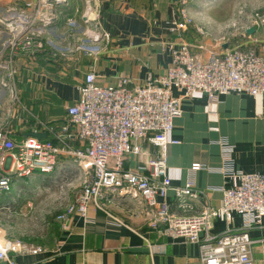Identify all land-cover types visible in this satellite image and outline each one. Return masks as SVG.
I'll return each mask as SVG.
<instances>
[{"label":"built area","instance_id":"obj_1","mask_svg":"<svg viewBox=\"0 0 264 264\" xmlns=\"http://www.w3.org/2000/svg\"><path fill=\"white\" fill-rule=\"evenodd\" d=\"M190 1L172 0L177 18L170 23V31L179 38L194 24L187 9ZM101 2L83 0L82 10L75 11L78 18L66 20L59 33L53 27L59 19L58 8L67 0H32L0 11V33L6 37L0 41V91L11 116L8 119L4 113V122L11 125L24 110L17 86L19 61L32 65L43 54L57 61L76 54L91 58L109 43L111 36L101 25ZM249 28L254 29L251 35L246 33ZM257 29H264L263 12L253 10L236 17L213 40L206 60L192 52V48L205 50L203 45L180 41L169 51L171 63L166 72L157 78L147 76L141 85L124 76L115 84L99 85L92 71L86 73L77 88V100L66 109L65 123L58 129L37 123L50 139L37 138L34 130L31 136L15 141L10 130L0 129V196L17 180L51 174L59 161L69 159L79 168L82 183L64 213L55 217L62 229H67L69 216L86 217L90 205L109 215L104 203L118 195L133 201L136 216L147 219L153 229L163 226L164 235L198 244L201 264H253L250 231L264 226V173L227 168L229 150L223 146L227 156L224 182L218 188L221 206H208L194 214L190 202L197 199V191L191 183L172 185L166 158L168 148L178 144L170 134L174 119L182 115V99L196 93L208 98L228 94L264 98V40L256 36ZM196 32L207 36L200 27ZM235 38H248V45H234ZM223 45L228 47L223 49ZM174 91L180 95L175 97ZM144 143L153 147V159L140 170L125 168L126 157L141 154ZM201 169L198 163L190 167L191 171ZM170 193L179 213L172 211ZM236 215L242 219L241 226L210 234L213 220L230 225ZM44 251L40 245L9 239L0 229V264H15L13 256Z\"/></svg>","mask_w":264,"mask_h":264},{"label":"crops","instance_id":"obj_2","mask_svg":"<svg viewBox=\"0 0 264 264\" xmlns=\"http://www.w3.org/2000/svg\"><path fill=\"white\" fill-rule=\"evenodd\" d=\"M26 1L32 0H0V11ZM242 1L247 8L264 13V0ZM82 8L83 0H67L65 6L58 8L60 15L53 31H63L65 21L77 19L75 11ZM236 9L228 7L223 16L235 17ZM176 12L172 0H102L101 25L111 36L109 43L96 57L76 54L63 61L48 58L49 62L37 58L32 65H26L23 59L19 61L17 86L24 110L9 125L4 122L0 108V129L11 130L9 136L15 141L34 130L50 139L37 123L50 124L54 129L64 124L66 109L77 100V88L90 71L99 85L115 84L123 76L134 85H141L147 76L157 78L166 72L171 63L169 51L180 41L192 46L203 45L205 50L192 48V52L206 60V52L214 46L213 40L228 23L222 27L202 19L207 27L202 23L193 24L179 38L170 31ZM196 14L189 12L192 19ZM196 27L202 28L207 36L198 34ZM1 36L4 37L2 33ZM256 36L264 40V29H257ZM248 42V38L233 41L234 45H248ZM226 47L223 45V49ZM173 95L177 97L180 93L174 91ZM4 99L0 91V100ZM181 110L182 115L174 119L170 134V139L178 144L168 148L167 175L173 186L192 184L198 197L190 202L191 213L197 214L205 207L221 206L222 194L218 188L224 182L222 169L227 156L223 155V146L229 150L227 168L245 174L264 173V98L235 94L208 98L204 93H196L182 99ZM153 150L149 143H144L141 154L126 157L125 168L146 167L154 157ZM195 163L203 169L191 171ZM78 193L71 197V202ZM167 199L172 211L179 213L171 193ZM104 204L109 215L88 206L86 217H68L67 229H62L58 222V230L51 233L52 240L44 246V252L13 256L15 264H201L198 244L164 235L163 226L153 229L147 219L136 216L133 201L115 195ZM61 213L64 208L55 217ZM241 224L242 219L237 215L230 225L213 220L210 234ZM250 237L254 241L253 264H264V226L252 229Z\"/></svg>","mask_w":264,"mask_h":264},{"label":"rangeland","instance_id":"obj_3","mask_svg":"<svg viewBox=\"0 0 264 264\" xmlns=\"http://www.w3.org/2000/svg\"><path fill=\"white\" fill-rule=\"evenodd\" d=\"M241 2L243 1L191 0L187 9L192 15L197 13L193 16L194 25L202 23L206 26L202 20L205 19L224 27L230 20L243 17L253 10L261 12L249 9ZM228 7L237 8L235 17L223 16ZM240 10L243 11L241 16L237 14ZM0 39L3 42L6 37L1 36ZM5 104L6 100H0L2 113H8V119H11ZM59 165L51 174L37 173L35 178L17 180L7 194L0 196V229L5 232L6 237L42 247L52 240L49 221L71 202V197L80 191L82 183L79 168L71 160H61Z\"/></svg>","mask_w":264,"mask_h":264},{"label":"trees","instance_id":"obj_4","mask_svg":"<svg viewBox=\"0 0 264 264\" xmlns=\"http://www.w3.org/2000/svg\"><path fill=\"white\" fill-rule=\"evenodd\" d=\"M38 58H40V60H44V61H48V62L50 61V60H48L49 56L46 54L40 55ZM58 224L59 223L55 220V216H54L53 219L49 221V226L51 229L50 233H53L54 231L57 232Z\"/></svg>","mask_w":264,"mask_h":264},{"label":"water","instance_id":"obj_5","mask_svg":"<svg viewBox=\"0 0 264 264\" xmlns=\"http://www.w3.org/2000/svg\"><path fill=\"white\" fill-rule=\"evenodd\" d=\"M248 35H251V34H253L254 33V29L253 28H249L248 30H247V32H246ZM224 47H225V45H224ZM32 134L30 133V134H28L27 136H31ZM36 137L37 138H44L45 137V135H36Z\"/></svg>","mask_w":264,"mask_h":264}]
</instances>
